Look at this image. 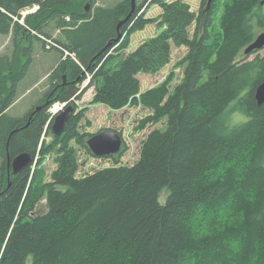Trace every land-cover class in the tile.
I'll return each mask as SVG.
<instances>
[{
  "label": "trees",
  "instance_id": "16d2710c",
  "mask_svg": "<svg viewBox=\"0 0 264 264\" xmlns=\"http://www.w3.org/2000/svg\"><path fill=\"white\" fill-rule=\"evenodd\" d=\"M85 1L0 0V33L26 34L29 26L50 37L54 24L64 38L56 42L70 52L43 99L23 117L7 109L26 65L7 63L13 89L0 97V157L6 165L22 152L36 160L40 153L41 164L56 151L58 166L47 181L38 167L33 175L32 166L11 173L10 185L0 168V264H264V104L255 97L264 82V57L250 59L258 50L245 54L264 30L263 0H230L219 24L215 0L200 14L183 0H153L163 8L164 30L117 63L115 46L128 47L130 36L150 21L136 3L119 28L132 0L113 6L88 0L82 7ZM33 7L36 12L22 14ZM175 45L187 50L178 63L181 80L141 93L139 74L169 64ZM86 73L94 103L115 110L141 103L152 111L141 128L164 123L148 134L134 164L121 163L128 149L123 140L110 155L112 166L79 173L72 141L94 155L88 140L95 134L81 131V109L61 136L53 133L49 109L56 102L75 105ZM38 105L43 108L36 111ZM235 114L247 122L225 134ZM45 198L47 212L36 214Z\"/></svg>",
  "mask_w": 264,
  "mask_h": 264
},
{
  "label": "rangeland",
  "instance_id": "374dc122",
  "mask_svg": "<svg viewBox=\"0 0 264 264\" xmlns=\"http://www.w3.org/2000/svg\"><path fill=\"white\" fill-rule=\"evenodd\" d=\"M119 1L121 0H97V5L113 6ZM183 1H186L190 5L191 10L197 14H200L202 9L205 6L207 8L208 5V0ZM229 1L230 0H215L218 10L217 14L215 15V21L217 24L220 23L225 5ZM88 3L89 1L86 0L82 4V7L86 6ZM137 4L142 6V16L145 19H148L150 22L144 27V29L138 30L130 36L128 47L124 48L120 44L115 46V50L113 49L112 51L114 55V63L121 61V59L133 52L144 42L159 35L164 30V27L161 24V14L163 12V8L160 5L155 4L153 0H137ZM36 10L37 7H33L31 9L24 10L22 14L26 16L27 14L36 12ZM20 22H22L23 25H26L24 18H22ZM194 27L195 26L192 27L191 33L194 32ZM26 29L30 34L39 36L40 39H28V31L26 34L18 35L15 34V32H10L9 34L0 33V86H2V89L0 88L1 98H3L6 94V96H10L13 89L11 86L12 81L10 79V67L7 65L8 60H16L18 69L26 65L22 70L24 77L16 86L14 93L15 101L7 109V112L15 117L25 116L31 110V108H33L43 99L46 92L50 89L51 75L55 70H57L61 64V61L66 59L67 55L70 54V52L67 50L63 51V47L56 42V39L62 40L63 35L61 30L58 29L54 24H51L48 28V32L51 33L50 37H45L41 34H35V30L29 26H26ZM262 32H264V30H260L258 35ZM126 34L127 32L124 33L125 36ZM50 41H52V44H54L52 45ZM54 45L58 46L59 48L57 50L53 49ZM31 47L33 48L30 55L29 52ZM186 51L187 50L185 46L175 45L172 49V59L169 64L155 73L139 74V78L141 80V93L154 86L164 84L167 81H170L169 88L178 83L183 76V68L179 66L178 63ZM71 55L75 57L74 54ZM257 55L264 57V48L251 54L250 59H254ZM64 75L61 74L60 78L64 79L62 78ZM86 75V80L78 84L81 90V92L79 91L80 98H73L76 112L80 111V109L84 112V116L80 120L81 131L97 133L101 130L113 129L119 133L121 132L123 135V140L126 142L128 147L127 151L121 158V163L125 165L134 164L140 157L143 143L146 140L148 134L156 128H162L164 123H148L146 127L141 128V121L152 113L150 109L145 108L141 103L129 104L125 108L118 110L112 109L102 103H94V87L87 88L92 75L90 73H86ZM5 85L9 87L11 86L9 91L10 93L5 91ZM139 97L140 95L138 96V99ZM61 104V102H56L51 106L49 109L51 118L54 117L51 109L53 112H55V107H59ZM53 138V135H49L47 136V141H53ZM72 145H74L79 150L77 158L80 162V174L90 173L102 168L110 167L114 164V160L110 156L98 157L92 155L91 153L90 155L89 153L82 150L75 141H72ZM36 156L37 160H39L41 155L38 153ZM57 156V152L52 151L47 154V156L42 160L41 164L39 163L40 165L37 164L36 161L37 166L32 165V175L34 174L37 167L39 169L42 168L43 170H41L44 171L43 179L46 181L51 180V174L58 166L56 163ZM3 160L4 159L0 157V167L2 166ZM168 196L169 191L167 189L163 190L160 195V201L165 204ZM47 210L48 206L47 200L45 198L37 204L36 214H44L47 212Z\"/></svg>",
  "mask_w": 264,
  "mask_h": 264
},
{
  "label": "water",
  "instance_id": "95a60500",
  "mask_svg": "<svg viewBox=\"0 0 264 264\" xmlns=\"http://www.w3.org/2000/svg\"><path fill=\"white\" fill-rule=\"evenodd\" d=\"M132 2H133V6H135L137 0H132ZM212 3L213 0H208L207 3L208 5L206 10H209L211 8ZM262 3L264 4V0L262 1ZM130 16L131 15L127 16L119 23V28L130 19ZM119 38H121V34H119L117 40ZM263 48H264V32L260 33L257 36L255 41L245 50V54L249 55L253 51L261 50ZM64 79L66 81V76L64 77ZM255 97L259 105L264 104V82H262L257 87ZM42 108L43 105H38L36 107V111ZM75 113H76V107L72 104L67 105L64 110L59 112L54 118V122L52 125L53 133L57 136H61L66 130L67 123ZM88 146L90 147L91 151L95 156L104 157V156L114 155L121 150L123 146V137L115 130L106 129L95 133L88 140ZM36 161L37 160L33 157V155L30 152H22L16 155L12 161L10 160V165L13 170V174L17 175L18 173L26 170L32 165H35Z\"/></svg>",
  "mask_w": 264,
  "mask_h": 264
},
{
  "label": "clouds",
  "instance_id": "9594fccd",
  "mask_svg": "<svg viewBox=\"0 0 264 264\" xmlns=\"http://www.w3.org/2000/svg\"><path fill=\"white\" fill-rule=\"evenodd\" d=\"M247 122V118L240 114H235L230 122L227 124V131L225 134L231 133L234 129L239 128Z\"/></svg>",
  "mask_w": 264,
  "mask_h": 264
},
{
  "label": "flooded vegetation",
  "instance_id": "af4514ba",
  "mask_svg": "<svg viewBox=\"0 0 264 264\" xmlns=\"http://www.w3.org/2000/svg\"><path fill=\"white\" fill-rule=\"evenodd\" d=\"M7 159H8L7 162H5L6 165L4 164V161H3L2 166L0 168L5 169L6 175H7V182L8 181L10 182V176H11V173H13V170L10 165V157H8Z\"/></svg>",
  "mask_w": 264,
  "mask_h": 264
},
{
  "label": "built area",
  "instance_id": "2783aa9c",
  "mask_svg": "<svg viewBox=\"0 0 264 264\" xmlns=\"http://www.w3.org/2000/svg\"><path fill=\"white\" fill-rule=\"evenodd\" d=\"M50 42H51V44H52V41H50ZM53 44H54V43H53ZM53 44H52V45H53ZM52 45H51V46H52ZM66 104H67V103H62L61 105H59L60 110H62V109L66 106ZM60 110H59V111H60ZM59 111H57V112H59ZM51 112L53 113V116L57 113V112H53L52 109H51Z\"/></svg>",
  "mask_w": 264,
  "mask_h": 264
},
{
  "label": "bare ground",
  "instance_id": "6f19581e",
  "mask_svg": "<svg viewBox=\"0 0 264 264\" xmlns=\"http://www.w3.org/2000/svg\"><path fill=\"white\" fill-rule=\"evenodd\" d=\"M135 8H136V5H135V6L132 5V13H131L130 15L133 14V11L135 10ZM128 16H129V15H128ZM130 17H131V16H130ZM59 110H60L59 107H55V110H54V111L56 112V111H59Z\"/></svg>",
  "mask_w": 264,
  "mask_h": 264
}]
</instances>
